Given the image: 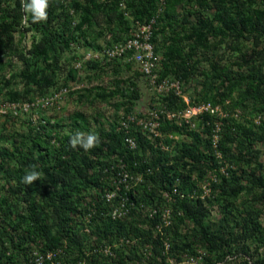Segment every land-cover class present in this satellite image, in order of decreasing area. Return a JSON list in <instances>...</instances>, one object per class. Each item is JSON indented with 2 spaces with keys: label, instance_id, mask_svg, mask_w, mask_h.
Returning a JSON list of instances; mask_svg holds the SVG:
<instances>
[{
  "label": "trees",
  "instance_id": "trees-1",
  "mask_svg": "<svg viewBox=\"0 0 264 264\" xmlns=\"http://www.w3.org/2000/svg\"><path fill=\"white\" fill-rule=\"evenodd\" d=\"M61 1L48 0L47 19L33 23L32 14L24 11L21 0H0V97L4 95L5 102L18 103L30 101L37 94L48 95L47 91L56 85L57 73L60 74L63 70L60 61L64 53L68 51L72 54L71 43L80 44L86 50H98L101 47L96 42L102 36L112 35L115 31L118 32L115 38L124 41L126 38L118 36L123 35L125 31H131L129 20L138 25H146L152 19L155 20L151 42L157 54L156 45L164 49L167 46L164 37L168 29L175 30L168 10L180 3L199 7L200 15L192 16L190 10L183 15V38L180 36L162 53L164 60L160 59L158 63L160 80L172 75L174 79L184 83L192 77L198 65L197 61H193L194 56L198 49L211 47L210 38H218L215 42L217 46L223 39L231 43L238 42L233 43L237 45V50H240V45L250 43L251 40L254 47L264 43V0H163V3L160 0H71L67 6ZM28 2L30 0H24V3ZM255 6L257 8L254 9ZM160 8L161 11L158 12ZM211 9L213 12L209 18L205 11ZM246 9H251L252 12L248 14ZM189 18L195 20V23ZM74 21H77L76 25L72 24ZM21 30L33 35L27 50L17 47L15 41V34ZM185 40L190 42L184 44ZM13 53L18 58L21 69L12 79H21L26 83L20 90L12 88V79L3 74L5 68L13 64ZM6 55L9 58H4ZM262 55L263 53H260L259 57L253 60L254 64L246 73H233L231 69L220 66L218 61L211 63L209 69L202 73L204 95L197 102H191H209L212 92L222 88L221 100H224V105L225 101L228 102L223 107L226 111L241 110L251 118L264 116ZM74 58L75 56H72V61ZM86 67L93 69L99 67V64L88 62ZM222 77L226 78L222 81L223 84L213 87L212 81ZM128 82L129 89H133L129 90L126 102L127 107L132 110L141 95L137 85L132 80ZM75 93H81L78 101L84 102L89 101L95 92L85 88ZM118 93L119 90L113 88V91L96 94L95 98L107 101ZM235 93H239L240 97L236 98ZM157 97L159 108L165 106L171 112L186 108L183 99L173 92ZM155 101L152 103V99V102H149L150 108L155 106ZM117 109L119 105H116ZM201 118L212 125L213 120L208 114ZM222 122L221 137L217 148L213 150L210 136L203 140L198 134L188 132L187 126L180 128L173 122L162 119L159 128L162 133L180 135L186 132L189 135L188 141L181 142L178 147L176 159L180 169L177 170L170 163V158L150 146L139 130H131L132 135L136 137L137 149L130 151L123 146V132L114 127L104 134L97 130L90 132L85 115L76 113L72 125L86 134L95 133L99 136V144L85 151L79 146L72 149L69 140L73 135L61 136L56 133L58 123L48 119L45 124L39 125L38 129L41 130L35 134L20 135L25 142L15 145L12 150L0 147V175L6 183L5 194L0 198V222L5 216L6 220L11 221L12 226L9 227L16 233L17 238L35 244L39 241L42 251L58 250V255L53 258L54 262L78 264L86 256L85 245L89 241L81 231L90 212L94 214L92 220L97 226L98 242L108 237L112 240L117 235L126 236L128 233L145 239L152 236L156 223L142 219L138 211H133L131 219L125 222H113L102 214L108 209L105 202H94V208L83 205V194L92 187L101 191L105 186L102 178L109 176L103 163L105 157L110 162L113 156L122 157L127 169L132 173L145 172L146 169L150 171L145 184L127 193V196L137 203L147 202L158 194L160 189L170 191L176 178L182 180L179 189L189 192L193 186L191 174L197 173V177L202 180L205 169L212 170L214 167L217 182L212 184V199L221 205L226 203L222 220L217 222V226H212L208 222L203 201L175 197L171 203L173 228L166 230L173 241L171 249H193L190 238L180 232V227L185 226L188 221L193 225L194 237L200 236L199 241L207 245L212 255L207 256V264L224 261L227 257L226 250L232 248L231 242L237 245L245 240L258 244L254 254L246 256L248 260H245L244 256H237L239 261L242 260L240 264H264V229L261 222L264 215V162L260 160L259 153L253 150L256 144H264V123L256 125L252 119L244 123L233 118L224 119ZM209 131L210 127L206 126V132ZM147 151L151 152L150 158L142 162ZM215 153L220 154V160ZM262 153L264 154V150ZM112 160L114 162L116 159ZM225 163L228 166L221 172V166ZM32 166L41 172V179L32 185H25L21 179ZM239 200L242 203L237 206ZM229 215H232L231 221ZM78 225L82 227L79 228ZM53 227L55 231L52 230ZM237 229L240 230L239 233L236 232ZM6 235L7 232L1 229L0 264H15L16 260L25 257L22 255L27 254L25 248L30 245L25 242L18 244L13 238H10L6 245ZM154 242L159 253L162 251V245L157 239ZM8 248L12 251L11 256H7ZM236 249L242 251L243 255L248 253L246 244ZM135 255V252H129L127 256ZM163 259L164 264H168L166 256H162ZM93 261L98 263L96 259ZM45 264L51 263L45 261Z\"/></svg>",
  "mask_w": 264,
  "mask_h": 264
},
{
  "label": "rangeland",
  "instance_id": "rangeland-1",
  "mask_svg": "<svg viewBox=\"0 0 264 264\" xmlns=\"http://www.w3.org/2000/svg\"><path fill=\"white\" fill-rule=\"evenodd\" d=\"M198 8L196 6L189 7L185 3H182V4L180 3V4L173 6V8H170V11L168 10L170 14L169 15L170 20L173 23L172 26L173 28H175V30H172L171 28L168 29L164 37L166 39L167 46L164 47V49L156 45L158 58H160L161 60H164L162 53L165 52V50L169 46L173 45L174 41L178 39L180 36L181 38H183L182 37L183 36V33H182L183 15L186 14V12L190 10V14H192V16L194 14H197V17H198V14L200 13ZM253 8L255 9L257 8V6ZM250 10L251 9H246L248 14L252 12V10L251 11ZM212 12H213V9L208 10L207 12L205 11V13L209 16V18H211ZM189 19L193 20L192 18H189ZM129 22H130V26H132L133 22L131 20H129ZM193 22L195 23V20H193ZM116 33L118 32L115 31V33L112 35H106L104 37L102 36V38L100 37L101 39H99L96 43L100 47H103L108 44L121 41L115 38ZM128 34H129L128 31H125L123 35L120 34L118 37H123V39H125L127 38ZM32 39H33L32 33H26V32H23L22 30L18 31L15 34V41L17 42L18 44L17 47L19 48H23L27 50L31 45ZM217 40L218 38H210L209 42H211V47L209 49H206V48L198 49L196 52V55L194 56L193 61L198 62L196 71L192 77H190L189 79H187V81L181 84L182 86L181 90L183 91V94H185L189 100H194L197 102L204 95V89H203L204 77L202 73L203 71L206 72L209 69V65L211 63L218 61L220 66H223L226 69H231L233 73H237V72L246 73L248 72L249 67L254 64L253 60L259 57L260 53H263L262 56H264V43L260 44L258 47H254L253 41L251 40L250 43L246 42L245 45H240L241 46L240 50H237L235 49L237 45L233 43L238 44V42L231 43L230 41L223 39V42L217 46L215 44ZM189 42L190 41L185 40L184 44L186 43L188 44ZM4 58H9V57L6 55L4 56ZM11 58H12L11 62L13 64L12 66L10 65L7 68H5V70L3 71V74L7 75L9 78L12 79V77L15 74L19 73L21 69V64L19 63L18 58L14 56V53L12 54ZM60 62L62 64L63 70L60 74L57 73L56 85L53 88L49 89L47 91L48 93H50L55 88L58 89L61 86H66L70 81H75V78L77 76V71L74 70L72 67V54L70 52L68 51L65 52L62 57V61ZM84 71L87 74L84 79L88 86L87 89H91V90L93 89L95 92L94 94H92V97H90L89 101L84 100V102H79L78 96L81 93H75L74 91L70 93L68 97L65 98L60 110L46 109L43 111L41 109H33L32 110L33 112L31 113L32 119L37 120V117L39 116L44 121H48V119H52L58 123V125L56 126V133H59L61 136H71V135L76 134L77 132H83L86 134L85 131H81L77 127L72 125L74 115L76 113H82L85 115L88 121V127H89L90 132H96L95 130H97L99 131V133L104 134L109 131L111 125L119 124L122 117L125 118L126 116L131 114L137 120L142 119L145 121L149 119V117L144 118L147 112L159 110L157 109L160 106L159 104L160 102L158 99L159 97H157L158 95L150 88L146 80L142 77V75L138 71L137 66L128 64L125 61L120 60V61H116L115 63L111 64L108 68L103 69V68L95 67L93 69H88L86 67ZM164 78L174 79L172 75H168ZM129 80H132L137 85L138 92L141 95V99L137 102L135 108H133L132 110H130L129 107H127V102H126L128 100L127 98H128L129 90L133 89V87L132 88L130 87L129 89V82H128ZM224 80H226L225 77H222V79H216V81H212L213 87H217L220 84H223L222 81ZM25 84H26L25 81L21 79H17V78L12 79V88L14 89H17V90L23 89ZM113 88L119 90V93L114 98H110L107 101H103L100 98H95L96 94L102 93V91H105L106 93L109 91H113ZM222 94H223L222 88H220L219 90H214L211 94L212 99L209 102H211L213 106H219L222 112L228 114V116L224 118H232V115L234 114V112L225 111V109L223 108L226 105H224L223 103L224 100H221V98L223 97ZM46 96L47 94L45 95L37 94L32 97V100L24 101V102L34 103L36 99L44 98ZM234 96L236 98H239L240 94L235 93ZM152 99H153V102H152ZM4 100H5V97L3 95L2 97H0L1 107L2 106L5 107L7 104ZM157 100H158V103H157ZM154 101H155V106H153L154 109H152L153 107L150 108L149 102L154 103ZM200 103H203V102H200ZM116 105H119V109L117 110H116ZM1 107H0V147H4L9 150H12L15 147V145L22 144L23 142H25L19 137L20 135H23V134L28 135L29 133L35 134L38 130H41V129H38L40 127L38 125V122L35 125L31 124L30 122L31 114H26L22 112V114H19L17 117L15 116L12 117L7 109L5 108L1 109ZM238 111L241 113V117L237 119L236 121H241L245 123L246 120L252 119V121L254 122L255 118H251L250 116L246 115V113H244L241 110H238ZM29 112H31V110ZM211 118L214 124H218V126L222 128V125H220L221 124L220 120L223 119V117H221L219 114H214L211 116ZM204 122L205 121L202 118H197L193 120L192 124L194 126L191 129H188V132L192 134L194 133V135L198 134L199 136L202 137L203 140H207L208 136L210 135L212 136L213 134H216V132L213 131L215 126H212V125L209 126L210 131L206 132V126H204ZM218 135H219L218 138L220 139L221 131L219 132ZM174 136H176V139L174 140L175 142L169 143L168 145L169 147H172L173 149H178L181 142L188 141L187 136L189 135L188 133L184 132L183 134L174 135ZM253 150L255 153H259L260 160L264 162V154L262 153L264 150V144L262 143L256 144L255 146H253ZM162 153H164L165 155L167 153L169 155V158H171V164H173V166L177 170L180 169L179 163L176 159L177 157H173L172 152H162ZM144 157L149 159L150 154L146 152ZM220 159L221 158H219V160ZM103 163L107 165L108 163H110V161L108 158L105 157L103 159ZM111 164H113L112 159H111ZM227 166L228 164L225 163L223 166H221V168L226 170ZM214 169L215 168L213 167L212 172L215 174ZM204 172H206V174L209 176L211 170L205 169ZM1 178H2V175H0V198L1 196H4L5 188H6V183ZM243 183L247 184L245 181H243ZM96 191H97L96 188L92 187V189L88 190L85 194L82 195V203L85 207H88L89 205L90 206L95 205L94 202H96V200L98 199L96 194L100 193V192L96 193ZM210 200H212V202H210ZM150 203H154L158 207L163 206V202H161V198L158 194H156L153 198H151ZM241 203L242 201L239 200L236 205L240 206ZM225 204L221 205L217 202H214L212 197H210L208 202L205 203L207 219H208V222L212 226H217L216 225L217 222L222 220L223 209L226 208L224 206ZM233 213L235 214L236 211L234 210ZM140 216L142 217V219L146 218L145 213L144 214L140 213ZM228 217H229V221H231L232 215H229ZM130 219H131V216H130ZM261 222H262V227L264 229V215H262L261 217ZM11 224H12L11 221L6 220L5 216L3 217V220H1L0 222V230L2 229L5 232H7V235L4 239V242L6 243V245H8V243L10 242L9 241L10 238H13L14 240H16L18 244H20V242H25L26 244L30 245V247L28 246L25 248L27 254L22 255L25 257L19 260H16L15 264H37L36 259L38 256H54L53 250L44 249L42 251V245L39 241L35 244L31 241L17 238L16 233L12 231L10 228L12 226ZM54 227L52 228L53 231H55ZM77 227L81 228L82 225H78ZM85 227H87V225H85ZM192 228L188 230H180V232L182 235L190 238V242L193 243L192 248H195L198 251H200L198 254L199 256H206L205 254H207V256H212L209 253L207 245L199 241L198 238L200 236L196 238L194 237ZM83 229L82 231L80 230L81 234L83 235L85 234L84 235L85 239L89 240L88 235L84 233ZM90 230L94 237V241L93 243H87L85 245V252H86L85 255L86 256L84 260L81 261L82 264H155V263L164 264V259L162 260V256L164 257V255L161 253V251L158 253V246L154 242L155 239L153 236L155 234V229H152L151 237L150 236L145 237V239L142 237L141 238L137 237L136 244L133 243L131 245L128 244V245H123V246H121V244L115 245L116 243H118V241H115L114 243H107L106 239H104V242L103 241L98 242L97 234H96L98 230H97L96 224L94 226H91ZM236 232L239 233L240 230L237 229ZM127 236L133 239L136 238L135 236H133V234H129V233L126 236H120V237H127ZM227 238L228 240L230 239L229 236H227ZM39 240H41V238H39ZM168 241H169V244L170 243L171 245L173 244V241L171 238H168ZM244 244H246L247 246L248 255L247 254L243 255L244 253L242 251L236 249L237 247H241ZM257 244L258 243H254L248 240H245L242 243H237V245L236 243L234 244L233 242H231L230 246L232 248L231 250H226V253H227L226 256H232V259L230 260L228 259L225 262V264H240L242 260L239 261L238 260L239 257H235V256H244L246 260V256H252L254 254ZM107 245L108 246L111 245L112 248H114V250H117L120 256H106V250H107L106 246ZM145 246H150L152 256H148V254L146 256L143 255V253L145 252V248H146ZM6 252H7V256H11L12 251L10 248H8ZM128 252L130 253L135 252L136 255L127 256ZM92 257L96 259L98 263H95ZM168 258L171 259L174 257L168 256ZM170 262L174 263V261L172 260H170ZM57 263L60 264L59 262ZM203 264H207L206 259H205V263L203 262Z\"/></svg>",
  "mask_w": 264,
  "mask_h": 264
},
{
  "label": "built area",
  "instance_id": "built-area-1",
  "mask_svg": "<svg viewBox=\"0 0 264 264\" xmlns=\"http://www.w3.org/2000/svg\"><path fill=\"white\" fill-rule=\"evenodd\" d=\"M71 0H62L61 3L66 6ZM163 3V0H160ZM161 11V8L158 12ZM71 13L73 11H70ZM155 23V20L152 19L149 24L146 25H138L133 24L131 27V31L129 32L128 37L121 42H114L108 44L106 46L101 47L98 50H86L80 44L71 43L70 49H72V56H75L72 61V67L77 71V76L75 81H70L66 86H61L58 89H54L50 92L46 97L36 99L34 103L28 102H18V103H9L6 102L5 107H1V109L5 108L9 111L12 117H17L19 114L26 113L31 114L33 109H54L60 110L64 100L69 96L70 93L83 90L87 88V84L85 82V68L86 63L95 62L99 64V68H108L113 61L123 60L126 63L135 65L138 67V71L142 75V77L146 80L150 88L157 94H167L173 92L176 96L181 97L186 104V108L182 111L171 112L164 107L158 108L159 110H154L147 112L144 118H148L147 120H137L131 114L126 116L125 118H121V121L117 125H111L117 131L123 132V146L130 150L135 151L137 149V141L136 137L132 135L131 130H139L143 133L146 139L153 146L154 149H159L162 152H172L173 157L178 155V149H173L169 147V143H174L176 136L172 133H162L160 131V123L162 119L173 122L178 127H183V125L187 126L188 129H191L194 125L193 120L197 118H201L203 115L208 114L212 116L214 114H219L223 119H221V124L223 125V120L228 119V114L221 111L219 106H213L211 102L206 103H192L185 94H183L181 82L176 79H167L164 78L160 80L158 75V67L160 58H158L155 53V47L151 42V34H152V25ZM25 24V18L23 21ZM73 25L77 24V21L72 22ZM77 56V57H76ZM3 57V55H1ZM193 101V100H192ZM228 104V102L226 101ZM225 103V105H226ZM40 107V108H38ZM31 110V112H29ZM226 111V110H225ZM241 117V113L236 110L232 115V118L237 120ZM30 122L32 125H35L38 122V125L45 124L46 121L37 117V120L32 119V114L30 117ZM206 123V124H205ZM204 126H210V123L205 122ZM254 123L256 125H260L264 123V116L255 117ZM113 124V123H112ZM110 126V128H111ZM212 126H215L214 132L216 134L210 135L209 139L211 140V148L215 150L217 148V144L219 141L218 134L222 130L218 124H214L212 121ZM110 130V129H109ZM218 138V139H217ZM163 139V140H162ZM150 155L151 152L147 151ZM216 154V153H215ZM169 157V155L166 153ZM217 158H221L220 154L217 153ZM111 159H116L113 164L108 163L105 168V172L109 173L107 178L103 177L102 181L105 186L99 191L96 189L97 200L103 201L107 204V210L103 211V216L108 217L113 222H125L130 219V216L133 211H138L139 213L146 214V221H156L154 225L155 234L154 239L158 240L162 245L161 253L166 256V261L168 264H203L205 263L206 256H199V252L197 249L193 248L192 250L187 249L185 251L182 250H171V243L169 244L168 238L170 236L166 232V230L172 229L173 227V212L171 208V203L175 200V197H179L180 199H191V200H201L205 203L208 202L210 197L213 198L212 194V184L217 182L215 174L210 172L208 176L206 172L203 174V179L200 180L197 177V173L191 174V182H193V186L191 190L188 192H182L179 188L182 185V180L179 178L174 179L171 190L160 189L158 191V195L161 198V202H163V206L158 207L154 203H150L151 199L147 200V202L137 203L131 200L128 196V192H133L135 188L138 186L145 184L149 175L151 174L148 169L145 172L141 173H132L130 172L122 157L113 156ZM142 162H145L146 157L143 158ZM171 163V158H170ZM111 164V165H110ZM210 170V169H209ZM225 169L221 168V172H224ZM111 175V176H110ZM165 203V204H164ZM94 208V206H92ZM93 212H90L86 216V222L84 224V233L88 235L89 243H93L94 237L91 233V226H94L92 220ZM87 225V227H85ZM193 225L188 221L185 222V226L180 227V230H188L191 229ZM85 235V234H84ZM106 238L107 243H114L118 241L115 245L121 244L128 245L137 242V238L120 237L119 235L114 236L112 240ZM104 242V239L102 240ZM144 256L148 254V256H152L150 246H145ZM106 256H120L117 250H114L111 245L106 246ZM148 249V250H147ZM192 251V252H190ZM54 256H38L36 261L37 264H44L45 261H50L51 264H58L53 261L59 251L53 250ZM129 253V252H128ZM127 253V254H128ZM86 254V253H85ZM168 256H173L174 258L169 259ZM237 257V256H235ZM168 258V259H167ZM232 259V256H227L224 261L217 262L214 264H225L227 260ZM246 259H248L246 257ZM170 260L174 261L170 262ZM52 261V262H51ZM83 261V260H82ZM82 264V262H78V264Z\"/></svg>",
  "mask_w": 264,
  "mask_h": 264
},
{
  "label": "clouds",
  "instance_id": "clouds-1",
  "mask_svg": "<svg viewBox=\"0 0 264 264\" xmlns=\"http://www.w3.org/2000/svg\"><path fill=\"white\" fill-rule=\"evenodd\" d=\"M23 9L26 13L32 14L33 23H38L47 19V7L48 0H30L28 3H24L21 0ZM99 136L95 133L85 134L83 132H77L69 140V146L72 149L79 146L85 151H89L99 144ZM41 172L35 170V166H32L31 170L26 171V174L22 177L21 182L25 185H32L33 182L41 179Z\"/></svg>",
  "mask_w": 264,
  "mask_h": 264
}]
</instances>
